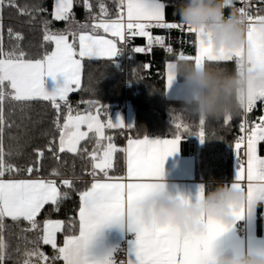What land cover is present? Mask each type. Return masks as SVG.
I'll list each match as a JSON object with an SVG mask.
<instances>
[{
	"label": "snow or ice",
	"instance_id": "snow-or-ice-1",
	"mask_svg": "<svg viewBox=\"0 0 264 264\" xmlns=\"http://www.w3.org/2000/svg\"><path fill=\"white\" fill-rule=\"evenodd\" d=\"M11 6V0H9ZM5 0H0V9L3 8ZM233 0H225V8L231 6ZM120 6L126 8L125 23L123 13L117 19L107 20V10L103 3L99 8L101 17L99 22L91 25L92 33L102 29L104 33L125 40V33L129 37L140 36L147 39V50L152 46H164L165 37L153 36L146 29H178L186 28L187 32L195 34L196 54L186 56L181 53L178 59L195 63L197 66L207 62L233 61L236 64L247 55L249 62L264 70V34L257 32L254 21L264 19V16L253 17L245 8L241 7L239 12L246 16L249 21L247 32V48L235 50L216 49L211 42V35L205 39L202 29L185 26L183 23L165 22L164 5L158 0H120ZM72 8V0H56L54 18L56 20H68ZM85 8L91 5L85 0ZM42 10V9H40ZM25 14V10H21ZM89 27L80 25L81 29ZM11 35V30H9ZM73 40L78 36L79 50L75 44L69 42V36ZM16 39H21L16 34ZM44 41L54 44L50 53L44 54L41 59H27L23 51L4 52L0 46V231L3 229L4 218L13 221L21 219L27 221L31 229L39 227L36 217L47 204L57 205L59 201L67 196L61 193L55 180L45 179H5L6 173L18 171L12 164L6 162L3 150L2 136L4 130V101L6 96L17 102H31L34 100L50 101L57 112L54 123L59 130V150H67L71 153L80 151V142L87 139L89 133L95 136V147L89 153L87 148L82 154H87L92 161L93 177L91 186L79 193V232L78 235L65 237L62 247L57 248L56 234L64 228L60 220H46L43 223V234L38 239L44 244L51 245L58 255L52 260H62L64 264H114V255L120 250L119 247L103 253L92 251L93 241L97 234L106 226L126 225L132 234L125 251L128 257L127 264H211L215 256V241L228 230L226 226L211 215L201 216L205 225L202 232L185 233L179 226L169 223L161 224L155 219L145 221L140 214L141 201L152 191L163 187L160 183L164 175V163L170 155L179 150V143L183 139L180 129L182 125H175L177 132L171 139H150L145 135L142 139H128L127 148L123 151L127 154L126 176H110L109 170L113 167V154L118 151L111 143V137L105 136V128H124L122 121L113 123L110 118L105 123L101 117V110L105 107L101 104H93L95 113L91 110L85 114H68L60 124L61 104L66 102L68 94L79 90L81 85L82 59L106 58L113 60L121 54L116 40L104 36L89 34L87 32L64 31L53 33L45 25ZM136 53L145 52L143 47L133 49ZM167 51L171 52L169 47ZM79 57L80 59H77ZM172 63L167 64L166 88L171 87L174 75L171 71ZM63 75L64 83L55 91L49 93L44 89V76H51L54 80L57 75ZM10 90V91H8ZM257 101L264 103V91L250 94L246 101L241 102V109L245 113L252 112ZM231 114L224 116L225 123L231 120ZM205 119L200 116V130L196 133L201 142L205 140ZM86 126L87 131H82ZM131 128L130 126H128ZM241 135L235 144L237 159L239 151L243 146L247 157L246 169L242 164H237L234 188H243L241 181L246 179L247 202L235 209L236 220L242 218L245 208L252 207L260 198H264V158L258 155V145L264 142V116L258 118L248 127L247 121L240 124ZM183 131L188 132L187 125H183ZM108 140L107 144L102 141ZM51 150V149H50ZM39 157L43 153H38ZM32 167L25 169L29 174L33 172ZM38 170V169H37ZM102 174L100 178H97ZM62 184L71 187V181L64 179ZM204 187L201 186L196 200L199 201L204 195ZM185 198V197H184ZM186 201L190 199L185 198ZM6 245L3 236L0 235V264H4ZM24 264H32L31 257H36L37 262L47 264L49 258L33 248L25 253Z\"/></svg>",
	"mask_w": 264,
	"mask_h": 264
},
{
	"label": "trees",
	"instance_id": "trees-1",
	"mask_svg": "<svg viewBox=\"0 0 264 264\" xmlns=\"http://www.w3.org/2000/svg\"><path fill=\"white\" fill-rule=\"evenodd\" d=\"M53 0H5L0 9V46L4 52L23 51L27 59H40L51 50V42L44 41L45 25L53 33L64 31H91L90 21L93 16L101 17L99 5L103 3L107 10L104 19L117 18L119 15V0H88L90 9L85 8V0H73L69 19L54 21L51 17ZM164 5L165 20L180 21L176 14L181 0H160ZM42 9V10H40ZM25 10V14H21ZM233 9H225L227 15ZM80 25L89 27L81 29ZM11 30V35L9 34ZM152 35L165 37L164 46L170 47L171 52L160 45H153L149 54L143 55L128 51V59L82 61L81 87L68 96L66 102H61L60 124H63L68 109L75 115L91 110L93 104H101L111 110H119L124 94L132 101L134 121L132 127L124 133L112 130L114 140L118 145L115 152L113 167L110 175H118L123 170L122 144L127 138L142 139L147 135L150 139H171L180 123L183 139L180 141L182 150L192 152L198 146L200 125L198 116L189 110L183 101L167 100L164 93V65L174 62L183 53L187 56L194 54V34L179 29L152 28ZM16 34L21 39H16ZM77 39V38H76ZM76 39L72 43L76 45ZM134 43L143 44L142 38H135ZM205 64L219 66L232 72L236 69L235 60L224 62H206ZM125 66V73L119 68ZM178 81H181L177 79ZM125 83L127 87L124 88ZM10 91V90H8ZM4 130L2 136L3 150L6 162L12 164L18 171L6 173L4 178L42 177L54 179L61 193H67L57 205L47 204L36 217L39 227L31 229L27 221H13L4 218L3 236L5 248L4 264H24L25 253L33 248H39L49 258L47 264H63L62 260H52L58 255L55 249L46 245L38 238L43 234V223L46 220H60L64 228L56 235L57 248L68 235L78 232V210L80 206L79 193L90 186L92 176V161L87 154H82L87 148L90 153L95 145V136L90 134L78 146L80 151L71 153L61 152L58 148L59 130L54 121L56 110L50 101L34 100L17 102L6 96L4 101ZM231 114V120L225 123L224 116L219 118H204L203 126L205 140L202 142L205 159L213 176L230 179L233 161V149L238 137L240 124L243 121V110L238 107ZM187 125L188 132L183 131ZM105 144V141H102ZM51 149V150H50ZM38 153H43L42 157ZM260 153L264 156V143L260 145ZM58 154L56 160L53 155ZM32 167L31 174L25 171ZM38 169V170H37ZM99 175V174H98ZM62 179H69L71 187L62 184ZM214 184V185H213ZM219 183H212L211 188ZM32 264H38L36 257H31ZM44 264V262H39Z\"/></svg>",
	"mask_w": 264,
	"mask_h": 264
},
{
	"label": "clouds",
	"instance_id": "clouds-1",
	"mask_svg": "<svg viewBox=\"0 0 264 264\" xmlns=\"http://www.w3.org/2000/svg\"><path fill=\"white\" fill-rule=\"evenodd\" d=\"M176 14L185 26L202 29L205 39L211 35L216 49L247 48L249 21L239 10L225 14V0H181ZM257 32L264 34V19L254 21ZM171 71L174 80H181L186 88V107L204 118H219L232 113L250 94L264 91V70L254 66L245 55L234 71L219 66L176 59ZM173 80V81H174ZM140 203V214L145 221L155 219L161 224H175L182 232H202L201 216L211 215L226 226L234 224L235 209L247 202L243 188L218 184L206 188L199 201H186L182 195H173L160 182ZM211 264H264V251L239 252L232 248L215 253Z\"/></svg>",
	"mask_w": 264,
	"mask_h": 264
},
{
	"label": "crops",
	"instance_id": "crops-1",
	"mask_svg": "<svg viewBox=\"0 0 264 264\" xmlns=\"http://www.w3.org/2000/svg\"><path fill=\"white\" fill-rule=\"evenodd\" d=\"M158 2L162 3L160 0H158ZM125 3H126V0H125ZM55 5H56V0H53L51 4V17L54 21H63V20H56L54 18ZM72 7H73V0H72ZM118 10H119V6H118ZM119 12H120L119 14L123 13L124 19L127 20L126 8L120 7ZM114 19H117V18L107 19V20H114ZM97 22H99V19L95 21H90V25L97 23ZM87 33L104 36L105 38H108V39H114L116 40L118 48L121 44V41L118 38L112 37L108 33H104L102 29H97L95 33H92V30L88 31ZM72 41H73L72 36L70 35L69 42L72 43ZM51 45L52 47H51L50 52L54 49V44L51 43ZM75 48L78 52L79 50L78 36L76 39ZM195 54H196V42H195V34H194V54L192 56H194ZM77 59H80V58L77 57ZM85 59L109 60V59L100 58V57H94V58L85 57L82 59V61ZM168 63H172V62H167L164 65L165 97L167 100H175V101L184 102L186 88L184 84L182 83V81L174 80L171 84V87L166 88V73H167ZM81 79H82V74H81ZM43 81H44V84H43L44 89L47 92L51 93L55 91L58 87L63 85L64 77L63 75L58 74L56 79L54 80L51 76H44ZM77 91L69 93L68 96H70L73 93H76ZM58 102L61 103L63 101H58ZM113 111H117L120 117L115 118L114 116V119H112V122L117 123L118 121H122L124 125L126 126L124 128H120V127L106 128L105 129L106 135L108 137H111L112 139H114V135L111 133L112 130H121L124 133H126L127 130L130 129L128 126L132 127L133 121H134V114H132V116L130 117H127V112L124 114L120 112V110H111V113H113ZM129 111H132V110H129ZM83 113H86V112H81L80 114H83ZM260 116H264V103L257 101L252 112L246 113L245 115V120L247 121L248 127H251L254 122H258V118ZM90 134H93V133L90 132L89 135ZM128 139L130 138L125 139L122 144V152H123L122 173L118 175H110L109 173L110 176H114V177L115 176H126L127 154L123 150L127 148ZM104 141L106 144V140ZM236 142L237 140L235 141V144ZM262 143L264 142H261L258 145V155L261 158H264V156L260 153V145ZM235 144H234V149H235ZM58 148H59V138H58ZM234 149H233L232 168L230 171L231 177L230 179H227L224 177L225 176L224 169L221 170V174H220L221 176H213L211 174L209 170L210 168L205 159V152H204V147L202 143L198 145L196 149L192 152H185L184 150H182V147L179 143V150L173 155H170L169 157H167L164 163V175L161 179V182H163L167 186V188L172 192L173 195H182L183 197L188 198L193 202L196 200V196L201 186H203L204 189H206V187L212 183L232 185L235 181V176L237 172V164L238 163L242 164L245 169L247 166L246 165L247 157H245L244 162L237 161L234 157ZM100 176H102V174H99L97 178H100ZM5 179H45V178L36 176V177H26V178H5ZM48 179H45V180H48ZM51 180H54V179H51ZM92 182H93V177L91 179L90 186ZM241 184L243 187H245V190H246V184H247L246 179L244 181H241ZM78 213H79V210H78ZM6 218L11 220V218H8V217ZM236 223L240 224L243 227L245 231V238L242 240V239H239L235 235L233 231V227H232L233 224H232L228 227V230L224 232L220 237H218L217 240L215 241V245H214L215 251L219 252L227 248H232L239 252L264 251V198L258 199L252 207L250 208L246 207L242 218L237 220L234 224ZM78 232H79V217H78ZM78 232L75 235H78ZM130 235L131 233L128 231L126 225L116 224V225L106 226L97 234L95 240L93 241L92 251L94 253H103L108 250L116 248L121 243H124V247L126 249V247L128 246V242L131 240L129 238ZM64 240L65 238L63 239L59 247L63 246ZM125 258H126V261L124 264H127L128 257H127L126 251H125ZM62 263L64 264L63 261Z\"/></svg>",
	"mask_w": 264,
	"mask_h": 264
},
{
	"label": "built area",
	"instance_id": "built-area-1",
	"mask_svg": "<svg viewBox=\"0 0 264 264\" xmlns=\"http://www.w3.org/2000/svg\"><path fill=\"white\" fill-rule=\"evenodd\" d=\"M239 2H240L241 5L236 7V8H234V9L239 10L241 7H243V8H245V11L248 12L253 17L263 16L264 15V0H239ZM120 7L121 6H120V0H119V10H120ZM98 19H99L98 16H93L91 18V21H95V20H98ZM124 20H125V23H126L127 20L126 19H124ZM168 23H182V22L173 20V21H169ZM151 29L152 28H149V29H146V30L151 32ZM178 29L182 30V31H187L186 28H178ZM135 38H142L144 40L143 44L134 43L133 40ZM136 47H143V48L146 49L145 52L141 53L143 55H147V54L150 53V51L147 50V39L145 37H140V36L129 37V35L126 32L125 33V40L121 41V44L119 46V49L122 50L121 54L118 57H116V58H121L123 60V62H124L126 59H128V51H133V49L136 48ZM163 48L167 50L168 47L167 46H163ZM119 71L125 73V66L123 65L121 68H119ZM127 86H128L127 83H125L124 88H126ZM132 109H133L132 101L127 97L126 94H124L123 101H122V103L120 104V107H119L120 112L125 114L127 111L132 110ZM245 115H246V113L243 111V121L242 122L246 121L245 120ZM238 131H239V133H238L237 139L241 135H244V133L241 132L240 128H239ZM245 151H246V149L242 146L240 151H239V160H238L237 159V155H236V150L234 149V157H235V159L237 161L244 162L245 161V157H246ZM53 157L57 160L58 159V154H54ZM63 180L64 179H62V181ZM67 180H69V179H67ZM232 227H233V231H234L235 235L239 239L243 240L245 238V231H244L243 227L240 224H238V223L233 224ZM129 238L132 239V234L129 236ZM117 247H119L120 250L113 257L114 264H124L125 261H126L124 243L119 244Z\"/></svg>",
	"mask_w": 264,
	"mask_h": 264
},
{
	"label": "rangeland",
	"instance_id": "rangeland-1",
	"mask_svg": "<svg viewBox=\"0 0 264 264\" xmlns=\"http://www.w3.org/2000/svg\"><path fill=\"white\" fill-rule=\"evenodd\" d=\"M83 114H85V113H83ZM132 111H127V117H130V116H132ZM114 116H115V118H119L120 117V115H119V113L117 112V111H113V113H111V110L110 109H108V107H106L105 109H102L101 110V113H100V117H101V119L106 123L107 122V119L108 118H110L111 120L112 119H114ZM107 128V127H106ZM105 128V129H106ZM82 131H87V128H86V126H84V127H82ZM105 131V130H104ZM105 135H106V133H105ZM106 137H108L107 135H106ZM109 141L108 140H106V144L108 143ZM111 143H113L115 146H116V148L118 149V145H117V143L115 142V140L114 139H112L111 138ZM202 142H201V139L200 138H198V142H197V144L198 145H200ZM114 156H115V154H113V158H114ZM114 162V160L112 159V163Z\"/></svg>",
	"mask_w": 264,
	"mask_h": 264
},
{
	"label": "water",
	"instance_id": "water-1",
	"mask_svg": "<svg viewBox=\"0 0 264 264\" xmlns=\"http://www.w3.org/2000/svg\"><path fill=\"white\" fill-rule=\"evenodd\" d=\"M240 5L241 4H240L239 0H233V4L231 6L225 8V9H234V8L240 6Z\"/></svg>",
	"mask_w": 264,
	"mask_h": 264
}]
</instances>
